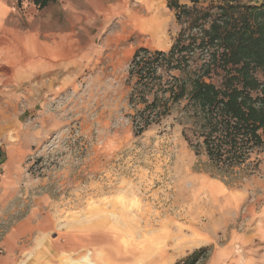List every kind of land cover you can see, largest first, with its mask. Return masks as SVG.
Returning <instances> with one entry per match:
<instances>
[{
  "label": "rangeland",
  "instance_id": "374dc122",
  "mask_svg": "<svg viewBox=\"0 0 264 264\" xmlns=\"http://www.w3.org/2000/svg\"><path fill=\"white\" fill-rule=\"evenodd\" d=\"M79 1L47 8L61 24L66 6L79 17V64L74 72L52 71L47 95L34 98L24 114L33 127L46 122L49 133L23 163L25 177L14 207L4 213L9 217L0 221V236L36 211V220L46 216L55 226L38 233L34 249L56 264H87L78 259L89 252L93 264H175L204 246L210 252L198 264H264L248 220L250 204L264 191V149L252 156L260 160L259 171L232 184L189 146L177 110L134 134L129 63L139 47L167 50L175 41L180 25L167 0H150L162 12L153 32L130 29L113 14L81 10ZM8 4L34 17L42 11L29 2L23 10L15 0ZM40 23L34 18L32 26ZM16 24L5 23L10 29ZM41 84L32 86L40 90ZM40 196L47 203L39 208Z\"/></svg>",
  "mask_w": 264,
  "mask_h": 264
},
{
  "label": "trees",
  "instance_id": "16d2710c",
  "mask_svg": "<svg viewBox=\"0 0 264 264\" xmlns=\"http://www.w3.org/2000/svg\"><path fill=\"white\" fill-rule=\"evenodd\" d=\"M58 0H15L44 9ZM180 25L167 50L139 47L129 63L135 136L177 110L183 136L214 175L256 174L264 149V0H167ZM201 247L175 264H198Z\"/></svg>",
  "mask_w": 264,
  "mask_h": 264
},
{
  "label": "crops",
  "instance_id": "0c3cea01",
  "mask_svg": "<svg viewBox=\"0 0 264 264\" xmlns=\"http://www.w3.org/2000/svg\"><path fill=\"white\" fill-rule=\"evenodd\" d=\"M59 1L41 9L38 17H34L32 12L21 14L14 6L11 7L8 4V0H0V145L3 149L4 169V177L0 181V221L2 218L9 217V214L4 215V213L14 205L15 194L20 190L21 180L25 177L23 163L26 157L49 133L46 122H42L39 127H33L26 123L24 114L37 103V100H33L34 98H43L44 93L47 95L50 84L54 81L48 76L52 71L59 72L60 67L63 69L67 67V70L74 72L79 64V52L82 45L78 29L74 28V20L78 16L70 14L66 6V9H61L62 19L66 22L61 24L59 21L61 17L56 16L53 10H47ZM181 1L188 2V0ZM120 6L134 7L138 14H142L141 16L153 19L154 26L151 29L132 27L134 30L153 32L155 26H161L159 21L162 12L155 9L150 4V0L135 2L133 0H80L77 2V7L81 10L84 8L94 10L104 16L113 14L122 22L125 17ZM69 16L73 19L69 20ZM34 18L41 20L40 25L32 26ZM8 19L15 20L17 23L14 29L5 25ZM49 22L54 23L56 28L49 27ZM22 23L24 27L21 26ZM124 25L130 28L128 24ZM38 79L42 82L40 90L32 86L34 81L38 83ZM28 194L25 189V198ZM26 201L25 199L24 202ZM256 201L249 206L248 220L251 229L249 237L252 236L251 239L257 241V250L264 252V191L256 197ZM36 202L39 208L47 203L42 196L37 197ZM35 213L36 211L34 214L10 223L7 232L0 236V247L3 248L0 264H56L49 259V256L42 257V252L34 249L33 242L38 241L41 234L38 233L52 232L51 226H55L54 223H46L48 222L46 216L36 220ZM26 242L28 244H25ZM66 244L69 248L72 247L68 242ZM52 246L56 247V244L53 243ZM87 256L91 260L90 252L78 260H85Z\"/></svg>",
  "mask_w": 264,
  "mask_h": 264
},
{
  "label": "bare ground",
  "instance_id": "6f19581e",
  "mask_svg": "<svg viewBox=\"0 0 264 264\" xmlns=\"http://www.w3.org/2000/svg\"><path fill=\"white\" fill-rule=\"evenodd\" d=\"M103 3L106 2V1H102ZM111 3V2H109ZM134 5V4H133ZM110 7V6H109ZM108 7V8H109ZM122 7V10L124 11V20H122V24H128V26L130 28H134V29H151L153 26H154V22H153V19L152 18H147L145 16H141L140 14H138L139 12H137L136 8L134 7H127V6H120ZM137 7V6H136ZM103 8V7H102ZM100 8V9H102ZM107 8V7H106ZM112 8V6H111ZM115 9V8H114ZM154 9V8H153ZM94 11V10H93ZM144 11V10H143ZM146 11V10H145ZM154 11V10H153ZM118 12V11H117ZM142 13V12H141ZM146 13V12H145ZM150 13V12H149ZM155 19V18H154ZM132 28V29H133ZM186 185V184H184ZM88 257V256H87ZM84 261L85 263L87 264H93V262L90 261L89 257L86 258L85 260H82Z\"/></svg>",
  "mask_w": 264,
  "mask_h": 264
},
{
  "label": "built area",
  "instance_id": "2783aa9c",
  "mask_svg": "<svg viewBox=\"0 0 264 264\" xmlns=\"http://www.w3.org/2000/svg\"><path fill=\"white\" fill-rule=\"evenodd\" d=\"M2 160H3V149H2V146L0 145V181L4 177V169H3V166H2Z\"/></svg>",
  "mask_w": 264,
  "mask_h": 264
}]
</instances>
